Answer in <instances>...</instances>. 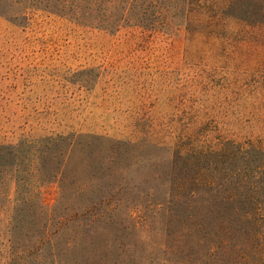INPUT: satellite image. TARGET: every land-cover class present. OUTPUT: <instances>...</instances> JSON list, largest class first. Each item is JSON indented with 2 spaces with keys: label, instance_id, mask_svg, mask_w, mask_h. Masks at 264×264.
<instances>
[{
  "label": "rangeland",
  "instance_id": "374dc122",
  "mask_svg": "<svg viewBox=\"0 0 264 264\" xmlns=\"http://www.w3.org/2000/svg\"><path fill=\"white\" fill-rule=\"evenodd\" d=\"M43 2L0 0V264L4 243L78 248L84 227L124 230V264H160L198 165L262 159L264 26L110 32Z\"/></svg>",
  "mask_w": 264,
  "mask_h": 264
},
{
  "label": "trees",
  "instance_id": "16d2710c",
  "mask_svg": "<svg viewBox=\"0 0 264 264\" xmlns=\"http://www.w3.org/2000/svg\"><path fill=\"white\" fill-rule=\"evenodd\" d=\"M38 8L110 32L136 26L193 35L216 32L226 19L264 26L257 0H44ZM259 152V162L231 165L224 175L198 165L190 184L181 185L176 223L162 229L160 264H264V150ZM81 230L78 248L74 235L60 249L46 232L29 243H4L5 264H124V230Z\"/></svg>",
  "mask_w": 264,
  "mask_h": 264
}]
</instances>
